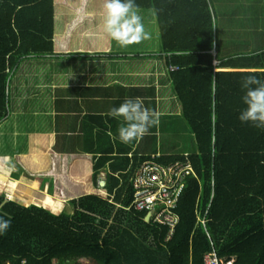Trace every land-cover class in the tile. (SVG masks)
I'll return each instance as SVG.
<instances>
[{
  "label": "trees",
  "instance_id": "trees-1",
  "mask_svg": "<svg viewBox=\"0 0 264 264\" xmlns=\"http://www.w3.org/2000/svg\"><path fill=\"white\" fill-rule=\"evenodd\" d=\"M135 3L155 11L164 50L173 52L170 59L178 65L172 84L194 135L196 148L189 155L194 175L186 176L178 198L177 224L166 238L167 226L131 207V179L145 160L170 163L183 160L181 154L135 156L130 166L128 157L111 161L100 191L95 180L101 161L56 155L46 136L31 134L27 154L13 157L22 181L46 186L71 212L6 199L0 192V216L11 221L0 235V264H202L210 241L231 264H264V129L238 119L246 107L244 78L264 81V49L213 65L207 0ZM102 4L0 0V120L6 113L5 70L23 56L66 52V43L80 52L75 48L85 46V37L89 52L107 50L102 48L108 36L97 24L103 21ZM196 201L204 225L196 220Z\"/></svg>",
  "mask_w": 264,
  "mask_h": 264
},
{
  "label": "crops",
  "instance_id": "crops-1",
  "mask_svg": "<svg viewBox=\"0 0 264 264\" xmlns=\"http://www.w3.org/2000/svg\"><path fill=\"white\" fill-rule=\"evenodd\" d=\"M216 1L207 0L214 34L212 64L264 49V32L261 33L262 42L256 39L247 43L246 31L257 32L263 28L258 22L263 19L264 0ZM139 15L145 30L151 33L150 40L121 47L108 37L102 48L108 51L89 52L85 37L82 39L86 41L85 46L75 48L80 52L74 51L73 44L66 43L62 45L66 52L23 56L13 67L6 68V113L0 120V173L4 170L11 175L5 178L6 174L2 172L1 179H7V185L14 181L16 186L12 185V190L0 186L5 197H24L25 194L18 190L27 189L31 187L30 182H34L37 192L46 189L43 193L54 200L51 201L53 205L64 202L69 206L66 200L49 193L46 186L38 187L36 180L22 181L13 157L27 154L31 134L46 136L49 149L56 155L86 154L93 157V162L101 161L98 169L105 174L110 172L109 162L121 161L122 157H128L130 166L135 156L193 153L195 149L179 151L178 148L184 146L182 141L171 144L173 135L167 134L168 128L171 131L170 124L175 121L180 122L182 136L189 131L172 84L171 72L178 68L170 59L173 52L164 50L154 9H139ZM97 24L103 26V21ZM228 41L233 48L228 47ZM241 46L243 48H238ZM137 97L146 107L159 112V125L144 138L124 144L118 139L122 121L109 116L108 112L125 99ZM167 117H171V121ZM10 121L14 124L9 125ZM8 131L14 135L19 131L18 142L7 137ZM189 134L194 136L190 131ZM162 135L167 136L168 144L161 139ZM114 136L117 137L115 140ZM13 165L16 169L11 168ZM197 204L198 201L196 220L200 221L203 215ZM64 206L62 204L59 210Z\"/></svg>",
  "mask_w": 264,
  "mask_h": 264
},
{
  "label": "clouds",
  "instance_id": "clouds-1",
  "mask_svg": "<svg viewBox=\"0 0 264 264\" xmlns=\"http://www.w3.org/2000/svg\"><path fill=\"white\" fill-rule=\"evenodd\" d=\"M81 3L82 6L86 5L87 0H81ZM102 17L105 34L121 47L139 44L151 39V33L145 30L135 0H103ZM242 87L247 90L242 97L246 107L241 111L238 119L241 122H251L255 127L264 129V81L255 75H248L244 78ZM108 115L122 121L118 128V139L124 144L149 135L150 130L158 126L160 120L159 112L146 107L139 97L125 99L118 107L111 108ZM116 138V136L113 137L114 140ZM189 155H182L183 160L181 161H188L191 164L192 173L188 174L190 176L194 175V168ZM102 173L106 180L104 172H98L96 180ZM105 186L106 184L100 188L96 184L100 191ZM7 198L10 197L7 196ZM10 227V219H4L0 216V235L5 234Z\"/></svg>",
  "mask_w": 264,
  "mask_h": 264
},
{
  "label": "built area",
  "instance_id": "built-area-1",
  "mask_svg": "<svg viewBox=\"0 0 264 264\" xmlns=\"http://www.w3.org/2000/svg\"><path fill=\"white\" fill-rule=\"evenodd\" d=\"M190 173L192 166L188 161L163 163L147 159L136 169L131 179L133 193L130 206L137 210H146L149 214L148 220L167 226L166 238L170 237L178 222L175 208L184 189L186 176ZM96 184L100 188L106 184L103 173L97 178ZM200 221L204 225L205 216ZM210 246L203 254L202 264H231L232 260L224 261L218 256L211 241Z\"/></svg>",
  "mask_w": 264,
  "mask_h": 264
},
{
  "label": "rangeland",
  "instance_id": "rangeland-1",
  "mask_svg": "<svg viewBox=\"0 0 264 264\" xmlns=\"http://www.w3.org/2000/svg\"><path fill=\"white\" fill-rule=\"evenodd\" d=\"M229 1L231 3H233V0H229ZM213 2H214V0H213ZM215 2L217 3L216 0H215ZM235 5L236 4H233V6H235ZM243 8L246 9L245 6H243ZM246 14H248V13H246ZM262 17H263V19L261 21L259 20L258 24H260L261 26H263V28H261L260 30H257V32H249L246 29V31L248 33L247 35L249 37L248 40H247V43L249 41H253V40H256V39L259 40V43L262 42L261 41V39H262L261 33L264 32V15ZM151 27H153V25H151ZM227 45L230 48H233L234 47L233 44L229 43V41L227 42ZM244 46H245V44H244ZM235 48H237V46H235ZM238 48H243V47L241 46V47H238ZM167 120L171 121V117H167ZM175 122H177V121H175ZM175 122H173L172 124H170V125H172L171 126V131L169 130V128L167 130V132H168L167 134H170V132H171L172 135H173L171 144L174 143V142H177L179 140V141H182V143L184 144L183 147L178 148L179 151H193L195 149L194 137L189 134V131L188 132H185L184 133V136H182V133L179 130V128H180V122H177V123H175ZM11 124H14V122L13 121L12 122L10 121L9 122V125H11ZM9 125L7 124V127H9ZM20 125H21V121L19 122L18 128H20ZM10 129L12 130V132L15 131L11 127H10ZM7 133L9 134V135H7L8 138H10V139L13 138L15 141L18 142L19 139H18L17 136L19 134V131H18V133L16 135H14L13 133H11L10 131H8ZM167 134H165V135H167ZM165 135H162L161 136V139L164 140V142H166V144H168L167 136H165ZM178 137H180V138L177 139ZM11 168L12 169L13 168L16 169L17 167L15 168V165H13ZM13 171H15V170H13ZM2 172H3V174H6L4 176L5 178L11 176V175H7L6 171H4V170H2L1 173ZM1 173H0V186L3 187V188L10 187L11 190H12V185H13V182L14 181H12L11 183H9L11 186L10 185H7V183H6V180L7 179H5L4 177L1 179V177H2L1 176ZM13 186H16V185L14 184ZM30 186L31 187H28L27 189L24 188L23 190L22 189H19L18 190L19 192H22V194H25L24 197H19V196H15V195L13 197H15V199H17L20 202H26V203L36 202V203L41 204L43 206L49 207V209H51L52 211H58L61 208V205L62 204L65 205L64 208H63L64 210H67V211L70 210V207L68 205H66L64 202H60L59 204H54L53 205L51 201H54V200L52 198L50 199L46 194H44V193H46V191H45L46 189L43 188L41 190V192H37V190L35 188L34 182H30ZM0 191H2V190H0Z\"/></svg>",
  "mask_w": 264,
  "mask_h": 264
},
{
  "label": "water",
  "instance_id": "water-1",
  "mask_svg": "<svg viewBox=\"0 0 264 264\" xmlns=\"http://www.w3.org/2000/svg\"><path fill=\"white\" fill-rule=\"evenodd\" d=\"M148 216H149V214L147 213V214L144 216V219H145V220H148Z\"/></svg>",
  "mask_w": 264,
  "mask_h": 264
}]
</instances>
